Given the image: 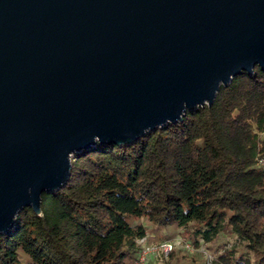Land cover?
<instances>
[{
    "label": "water",
    "instance_id": "obj_1",
    "mask_svg": "<svg viewBox=\"0 0 264 264\" xmlns=\"http://www.w3.org/2000/svg\"><path fill=\"white\" fill-rule=\"evenodd\" d=\"M264 70V0H0V234L97 142L130 144Z\"/></svg>",
    "mask_w": 264,
    "mask_h": 264
},
{
    "label": "trees",
    "instance_id": "obj_2",
    "mask_svg": "<svg viewBox=\"0 0 264 264\" xmlns=\"http://www.w3.org/2000/svg\"><path fill=\"white\" fill-rule=\"evenodd\" d=\"M71 162L68 182L42 194L41 213L24 208L0 234V264H135L139 240L160 229L163 240L206 244L211 264H264L260 66L221 85L212 105L130 144L97 142Z\"/></svg>",
    "mask_w": 264,
    "mask_h": 264
},
{
    "label": "rangeland",
    "instance_id": "obj_3",
    "mask_svg": "<svg viewBox=\"0 0 264 264\" xmlns=\"http://www.w3.org/2000/svg\"><path fill=\"white\" fill-rule=\"evenodd\" d=\"M175 230L176 232L179 231V229H173L172 231ZM164 233L165 231L162 229L155 231L150 230L148 237H146L141 243L143 248H155L156 251L149 254L147 262H136L135 264H167V260L169 259V256L173 250H175L173 251L174 256L172 259V263L174 264H195L196 262H206V264H211L213 257L209 252L210 250L206 248V244L203 243L200 248H195L191 242L183 237L180 233L169 239L163 240L162 236ZM167 240L174 241L175 244L168 253H164L163 250H161V245ZM226 240L230 244L235 243V239L232 237L227 238ZM188 244L191 245L190 248L187 247Z\"/></svg>",
    "mask_w": 264,
    "mask_h": 264
},
{
    "label": "built area",
    "instance_id": "obj_4",
    "mask_svg": "<svg viewBox=\"0 0 264 264\" xmlns=\"http://www.w3.org/2000/svg\"><path fill=\"white\" fill-rule=\"evenodd\" d=\"M145 238H146V237L140 239L139 242H140V243L143 242ZM140 243H139V244H140ZM174 244H175L174 241H170V240L168 241V240H167V241H165V242L161 245V250H163L164 253H168V252L173 248ZM140 246H141V247H140L141 250H140V253H139V257H138L137 262H138V263H145V262H147V260H148V258H149V254L155 252L156 249H155V248H153V249H149V248L145 249V248H143L142 243L140 244ZM187 247L190 248L191 245L188 244Z\"/></svg>",
    "mask_w": 264,
    "mask_h": 264
}]
</instances>
